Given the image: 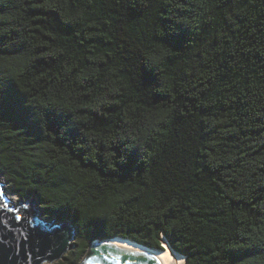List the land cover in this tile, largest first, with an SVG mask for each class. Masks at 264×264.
Masks as SVG:
<instances>
[{
	"label": "trees",
	"instance_id": "obj_1",
	"mask_svg": "<svg viewBox=\"0 0 264 264\" xmlns=\"http://www.w3.org/2000/svg\"><path fill=\"white\" fill-rule=\"evenodd\" d=\"M0 173L77 227L54 264H264V0H0Z\"/></svg>",
	"mask_w": 264,
	"mask_h": 264
},
{
	"label": "water",
	"instance_id": "obj_2",
	"mask_svg": "<svg viewBox=\"0 0 264 264\" xmlns=\"http://www.w3.org/2000/svg\"><path fill=\"white\" fill-rule=\"evenodd\" d=\"M5 185L0 180L3 191L0 196V264H43L62 259L74 245L77 227L70 220L51 224L52 220L41 217L42 213L31 201L11 202L4 193ZM24 203L29 205L27 209L21 207ZM17 215L22 219L16 220ZM101 240L96 238L90 243L79 264H163L149 252ZM163 248L179 254L165 241L159 249Z\"/></svg>",
	"mask_w": 264,
	"mask_h": 264
},
{
	"label": "bare ground",
	"instance_id": "obj_3",
	"mask_svg": "<svg viewBox=\"0 0 264 264\" xmlns=\"http://www.w3.org/2000/svg\"><path fill=\"white\" fill-rule=\"evenodd\" d=\"M10 201L15 203V200H13L11 198H10ZM19 201L23 202L24 200L18 199V202ZM41 217H42V215H41ZM106 241L125 244V245L131 246V247H135V248H137L139 250H142V251H145V252H149L150 254L155 256L156 259H158L163 264H180L181 261L184 262V260H185V256L184 255H182V254H174V253L170 252V250L168 248L154 249V248H150V247H147L145 245H142L140 243L138 244V242H135L133 240H129V239L121 238V237L105 238V239H102L100 242H106Z\"/></svg>",
	"mask_w": 264,
	"mask_h": 264
},
{
	"label": "rangeland",
	"instance_id": "obj_4",
	"mask_svg": "<svg viewBox=\"0 0 264 264\" xmlns=\"http://www.w3.org/2000/svg\"><path fill=\"white\" fill-rule=\"evenodd\" d=\"M1 177H2V176H1ZM1 177H0V180H2ZM5 186H6V185H5ZM4 193L7 194V195L9 196V198L15 200V204H17L16 201H18V199H20L19 197H17V195H15V193L10 192L7 188L5 189ZM63 222H65V221H63ZM51 224H53V221L51 222ZM73 241H74V240H73ZM162 245H163V244H162ZM72 247H73V246H72ZM69 251H70V249L68 250V252H69ZM86 251H87V250H85V252L83 253V255L80 257V260L83 258V256L85 255ZM68 252H66V253L64 254V256H66ZM60 260H63V258H62V259L60 258V259H58L57 261H53V262H45V263H43V264H54L55 262H58V261H60ZM80 260H78V264H79Z\"/></svg>",
	"mask_w": 264,
	"mask_h": 264
},
{
	"label": "snow or ice",
	"instance_id": "obj_5",
	"mask_svg": "<svg viewBox=\"0 0 264 264\" xmlns=\"http://www.w3.org/2000/svg\"><path fill=\"white\" fill-rule=\"evenodd\" d=\"M2 195H3V191L0 190V196H2ZM3 207H7V205H4ZM21 207L24 209H27L29 207V205L27 203H24L21 205ZM16 211H19V209H16ZM15 219L20 220V219H22V217L20 215H17V216H15ZM124 246L127 247V245H124ZM180 264H183V262L181 261Z\"/></svg>",
	"mask_w": 264,
	"mask_h": 264
}]
</instances>
